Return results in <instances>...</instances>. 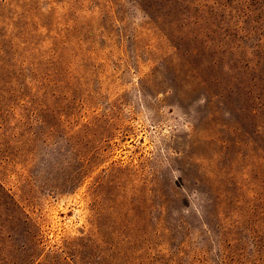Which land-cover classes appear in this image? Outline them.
Returning a JSON list of instances; mask_svg holds the SVG:
<instances>
[{"label":"rangeland","instance_id":"374dc122","mask_svg":"<svg viewBox=\"0 0 264 264\" xmlns=\"http://www.w3.org/2000/svg\"><path fill=\"white\" fill-rule=\"evenodd\" d=\"M0 264H264V0H0Z\"/></svg>","mask_w":264,"mask_h":264}]
</instances>
